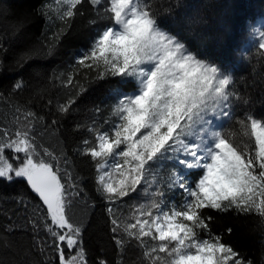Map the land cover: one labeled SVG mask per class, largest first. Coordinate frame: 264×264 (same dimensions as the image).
I'll return each instance as SVG.
<instances>
[{"label":"snow or ice","instance_id":"1","mask_svg":"<svg viewBox=\"0 0 264 264\" xmlns=\"http://www.w3.org/2000/svg\"><path fill=\"white\" fill-rule=\"evenodd\" d=\"M85 2L94 14L88 23L103 27L97 29L90 48L77 58V64L96 72L95 77H89L90 83L112 76L120 78L116 85L131 81L137 85L130 93L110 85L117 97L111 114L116 120H104L110 132L88 127L90 133H96L95 142L84 139V147L77 149L81 156L96 161L97 194L106 203L115 264H125L122 258L126 246L133 241L132 246L141 250L134 264H255L208 231L213 218L204 210L255 213L264 233V120L251 111L237 120L254 141L246 152L213 130L214 120L232 119L233 98L242 99L245 105L251 103V98H242L233 89L231 76L194 54L204 39L199 12L182 15L178 7L160 9L142 0H55V5L45 3L39 11L50 23H68L85 15ZM162 12L169 28L160 23ZM23 27V19L13 22L11 36H17ZM64 32L61 28L53 34V42L20 53L15 61L17 68L33 58L54 56ZM259 47L264 49V32ZM7 51L0 41V66ZM64 76L53 74L62 87L74 85L71 74L62 79ZM24 86L22 78L14 83L9 103ZM74 86L75 93L69 92L63 103L56 104L61 116L70 114L86 91L85 85ZM14 107L23 120L18 115L15 128L0 127V181H26L42 204H33L24 194L10 197L17 206H24L28 218L26 223L12 221L3 232H27L30 225L32 243L27 248L17 247L12 238L0 234V264H41L32 257L34 251L44 258L43 264H89L82 242L84 225L73 223L68 215L72 198L83 191L79 178L74 179L67 167H61V163L70 165L71 161L66 156H53L47 148L41 151L34 135L35 121L42 123L44 117H37L22 105ZM91 111L99 113L101 109L97 106ZM57 124L58 120L53 119L52 126ZM6 150L11 151V157ZM163 161H174L183 166L184 172L161 176L160 183H165L166 189L159 184L153 188L150 174L154 165ZM199 170L202 174L197 180L188 179L191 171ZM149 188L153 190L148 192ZM177 188L183 190L182 202H167L169 208L166 192ZM141 192L153 198L148 205L131 206L127 217L117 215L124 207V197ZM197 229L206 231L209 238L201 239ZM41 231L47 238L40 235ZM97 264L109 262L98 257Z\"/></svg>","mask_w":264,"mask_h":264},{"label":"trees","instance_id":"2","mask_svg":"<svg viewBox=\"0 0 264 264\" xmlns=\"http://www.w3.org/2000/svg\"><path fill=\"white\" fill-rule=\"evenodd\" d=\"M142 2L153 3L160 9L178 7L182 15L193 10L199 12L203 19L201 27L204 39L198 46V52L194 54L221 70L229 71L235 81L232 85L233 89L242 98H251V103L248 105H245L242 99L233 98L232 119L214 120L213 129L230 139L240 151H248L254 141L237 120H242L248 111L264 120V49L259 47L261 34L264 32V0H142ZM45 3L55 5V0H0V41L8 47V51L2 57L3 64L0 66L3 69L0 71V93H3V99H0V127L15 128L18 115L23 120V115L15 112V104L30 109L37 117H44L42 123L39 120L35 121L34 135L37 145L42 146L41 151L47 148L53 156H66L71 164L61 163V167H67L74 179L79 178L80 188L83 189L79 197L72 198L68 215L73 223L84 225L82 242L87 250L89 264H97L98 257L106 259L109 264H115L116 249L110 231L106 203L97 194L96 161L89 156H81L77 149L84 147L82 144L84 139L95 142L96 133H90L88 127L99 128L101 132H110V125L105 124L104 120L107 118L116 120L111 114L117 102L114 89L110 88V85L129 93L135 91L137 85L131 81V78H129L130 83L116 85L115 82L120 78L112 76L106 80L90 83L89 77H95L96 72L79 66L77 58L90 48L97 29L103 27V24L88 23L94 14L87 2L83 9L85 15L77 16L68 23L59 20L50 23L39 11ZM21 19L24 20L23 30L13 38L10 25ZM160 23L165 28L171 26L163 12ZM61 28H64L65 32L60 38L54 56L33 58L23 67L17 68L15 61L20 53L42 43L53 42L51 39L53 34ZM175 31L176 29H173V32ZM54 73L56 75L64 73L62 79H66L67 75L71 74L74 85L86 86V91L77 99L74 110L64 116L56 111V104L63 103L69 92L74 94L76 87L74 85H69L68 88L62 87L59 80L53 78ZM21 78L25 86L22 91L13 95L12 103H9V93L14 83ZM49 100L52 101L51 104ZM97 106L100 107L101 112H92L91 109ZM53 119L58 120L55 126H52ZM93 121L96 123L94 124ZM77 125L82 127L77 128ZM6 151L11 157V151ZM44 158L51 160L48 156ZM52 163L56 162L52 161ZM173 171L179 174L183 173L184 169L174 161H163L159 165H154L149 177L153 188L159 184L166 189V184L160 183V177H168ZM201 174L202 170L191 171L188 179L195 181ZM192 186L194 187V183ZM153 188H149L148 192ZM182 191L177 188L175 191L166 192V206L170 208L167 202L179 205L182 202ZM21 194L33 204L40 203L32 195L24 180L18 179L11 184L0 181V234L12 238L17 247L27 248L32 243L33 233L30 225L27 226V232L23 229L13 233L3 232L4 227L12 221L17 223L27 221L28 212L24 206H17L10 199ZM152 199L148 193H132L130 197L123 198L124 207L118 209L117 215L122 214L127 217L131 213V206L148 205ZM204 211L213 218L209 221L211 227L208 230L213 236L220 237L222 243L233 247L245 259L261 264L264 256V233L260 231L258 215L238 214L235 210L225 213L214 209ZM197 232L200 233L201 239L209 238L206 231L197 229ZM40 235L47 238V234L43 231ZM134 243L133 241L132 244ZM132 244L126 246L122 258L125 264H134L140 254L141 250L133 247ZM32 257L43 264L44 258L38 251L32 252Z\"/></svg>","mask_w":264,"mask_h":264},{"label":"water","instance_id":"3","mask_svg":"<svg viewBox=\"0 0 264 264\" xmlns=\"http://www.w3.org/2000/svg\"><path fill=\"white\" fill-rule=\"evenodd\" d=\"M25 183H26V181H24ZM26 185H27V183H26ZM27 187L29 188V190H30V192L32 193V195L34 196V197H36L37 199H38V201H39V197L35 194V193H33L32 191H31V189H30V187L27 185ZM41 204H42V202L41 201H39Z\"/></svg>","mask_w":264,"mask_h":264},{"label":"rangeland","instance_id":"4","mask_svg":"<svg viewBox=\"0 0 264 264\" xmlns=\"http://www.w3.org/2000/svg\"><path fill=\"white\" fill-rule=\"evenodd\" d=\"M226 74V73H225ZM226 75H229V74H226ZM230 76V75H229ZM121 147H123V146H121ZM119 151V150H118ZM112 161H111V159H109V163H111ZM120 162H122V160L120 161ZM13 163H15V161H13Z\"/></svg>","mask_w":264,"mask_h":264}]
</instances>
